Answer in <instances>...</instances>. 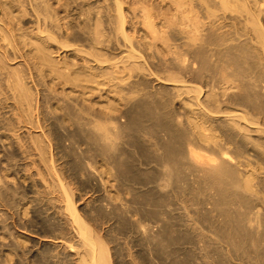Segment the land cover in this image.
I'll list each match as a JSON object with an SVG mask.
<instances>
[{
  "label": "bare ground",
  "instance_id": "1",
  "mask_svg": "<svg viewBox=\"0 0 264 264\" xmlns=\"http://www.w3.org/2000/svg\"><path fill=\"white\" fill-rule=\"evenodd\" d=\"M101 1L0 0V264H264V0Z\"/></svg>",
  "mask_w": 264,
  "mask_h": 264
},
{
  "label": "rangeland",
  "instance_id": "2",
  "mask_svg": "<svg viewBox=\"0 0 264 264\" xmlns=\"http://www.w3.org/2000/svg\"><path fill=\"white\" fill-rule=\"evenodd\" d=\"M92 1V0H91ZM94 2V4H100V3H102L103 1H101V0H93ZM97 1H99V2H97ZM28 17V16H27ZM29 18V17H28ZM30 18H32L30 21H31V23L33 24H31L30 22L28 23V24H26V26L24 25V28H27L28 29V27H30V25L31 26H36V24H35V21H34V16H31ZM29 18V19H30ZM34 21V22H33ZM12 51V50H11ZM19 56H17L16 57V55H11V59H13V58H15V60H12V64L14 65L15 64V66L17 65V62H18V64H19V61L20 62H22V59L19 57ZM15 61V62H14ZM20 66V65H19ZM154 83L155 84H159V83H157V82H160V81H158L156 78H154ZM30 85V84H29ZM100 87V89H102V88H104V86H99ZM102 91V90H101ZM103 92V91H102ZM101 93V92H100ZM98 95V96H97ZM113 95V94H112ZM96 97H95V100H97L96 98H99V94H96L95 95ZM112 98V97H111ZM99 100V99H98ZM9 102V101H8ZM11 102V101H10ZM8 110V109H7ZM7 115V114H6ZM1 125V124H0ZM1 133H2V131H1ZM0 133V134H1ZM1 140H6V139H1ZM7 142H8V140H6ZM6 141H3L4 142V146L2 145V141H0V143H1V145L3 146L1 149H0V166H1V168H0V170H1V173H3V174H7V173H9V174H11L9 177L11 178V176H12V180L13 181H11V179L7 176L6 178L8 179L7 180V182H8V184L10 185V187L12 188V186H13V184H12V182L15 184L14 186L16 187V188H14V189H17V187L19 188V187H21V189L22 188H27L30 192L28 193V195L30 196V198H33L38 192H36V191H38V190H43L42 189V184H38V185H34V181L36 180V181H38L37 180V178L34 176L33 178L34 179H31V180H33V185L31 184V180H30V178H32V177H29L30 176V173H25V171L24 172H22L23 170L21 169V170H19V172L17 171L18 169H20V168H22V161H21V164L19 163L18 164V161H16L17 160V158L14 160V161H12V160H10V159H8L7 157H6V155H5V147L6 146H8L7 144H6ZM1 145H0V147H1ZM17 148V145L15 144L14 145V147L13 148ZM15 148V149H16ZM3 149V150H2ZM1 150H2V152H1ZM4 154V155H3ZM5 156V157H4ZM33 157V156H32ZM3 160H2V159ZM6 158V159H5ZM20 158V157H19ZM34 158V157H33ZM33 158H31V159H33ZM6 160H7V162H9V165H10V167L9 168H11L10 169V171L11 172H13V170H14V172H15V175H16V171L18 172L17 173V175H19L18 176V178H17V175H16V177L14 176V174L13 173H11V172H7V168H8V163H6ZM10 160V161H9ZM11 161H12V163H11ZM2 162L3 163H5V164H3V165H1L2 164ZM17 164H16V163ZM13 165V166H12ZM14 165H15V169H14ZM20 165V166H19ZM5 168H4V167ZM13 167V168H12ZM20 167V168H19ZM4 169H6L5 171H4ZM20 172H22V173H20ZM13 174V175H12ZM24 174H26L25 176H24ZM24 176V177H23ZM16 179H15V178ZM20 177V178H19ZM26 177V178H25ZM23 178H25V179H23ZM10 179V180H9ZM26 179H28V180H26ZM30 180V181H29ZM26 181V182H25ZM10 182V183H9ZM17 182H18V184H17ZM19 182L21 183V186H19L20 184H19ZM23 182V183H22ZM24 182H25V185H26V187H24L25 185H23L24 184ZM30 183V184H29ZM12 185V186H11ZM23 185V186H22ZM30 186V187H29ZM38 186V187H37ZM32 187V188H31ZM39 188V189H38ZM21 189H18V191L19 190H21ZM31 189V190H30ZM34 190V191H33ZM36 190V191H35ZM80 193H82V192H80ZM101 193V194H100ZM103 193V194H102ZM38 195V194H37ZM36 195V196H37ZM83 195V194H82ZM81 195V196H82ZM89 195V196H88ZM90 193H87L86 195H84V196H82V197H84V198H82V200L81 201H79L80 202V204L82 205V206H84V207H86V204L87 203H89V205L91 204V203H93V200H94V198L95 197H97V195H104L103 196V198L105 197V193H104V191L102 190L101 192H99V193H97V194H95V196L94 195H91ZM86 196V197H85ZM94 197V198H93ZM35 198V197H34ZM107 198V197H106ZM86 199H87V202H86ZM90 199H91V201H90ZM83 201V203H81ZM89 201V202H88ZM117 202H118V200H117ZM121 201H119L118 203H116V202H114L115 204H114V206L116 207L117 206V208H119V207H121L120 205L123 203V202H125V200L123 201V202H121ZM86 203V204H85ZM102 203H103V206H104V203H106V200H102ZM97 204H99V202L97 203ZM118 204V205H117ZM20 205V207L22 206V204H19ZM88 205V204H87ZM89 205H88V207H89ZM87 207V208H88ZM171 207V208H170ZM176 207H179L178 205L176 206ZM104 208H106L105 206H104ZM109 208V207H108ZM174 207L173 206H169V210L170 209H173ZM108 210V209H107ZM166 210H168V207H166ZM168 210V211H169ZM179 211V212H178ZM174 212V215L175 216H178V215H181V216H183V214L182 213H184V211L182 210V209H177V211H173L172 210V213ZM177 212V213H176ZM176 213V214H175ZM56 215V214H55ZM55 215H54V217H55ZM58 215V214H57ZM57 215H56V217H57ZM163 216H164V214H162ZM163 216H159L160 217V219H158V221L157 220H150V221H152V222H150V224H152L151 226L155 229V228H157V226H159V225H161L162 224V221H161V219L163 218ZM107 218V217H106ZM106 218H102V220H104V219H106ZM108 219V218H107ZM106 219V221H103L102 222V220H100V222H99V226H98V230H99V233L102 235H105V237L107 238V236H108V233H113L112 235H113V237L114 238H117L118 236H120V237H118V238H120L119 240H116V243H115V239H114V241H112V243H109V241H107L106 240V243L108 242L109 243V245H107V246H109L110 247V252H111V255H112V260L114 261V264H116V262L118 263L120 260H123L122 258V256H124L125 254V256L127 257V258H125V256H124V261H125V264H131L132 262H134V261H137V259H136V256L137 255H135V256H133L134 254H137V251L139 250V247L138 246H136V245H134L130 240V242L128 241V239H130L131 238V234H125L124 236H122L121 234H116V233H114L112 230L114 229V228H116L117 227V224L113 221V220H111V219H108L107 220ZM164 219V218H163ZM184 219H186V217L184 216ZM165 220V219H164ZM108 221V222H107ZM113 221V222H112ZM156 221V222H155ZM160 221H161V223H160ZM106 222V223H105ZM180 222H182V221H180ZM109 223V224H108ZM113 223V224H112ZM188 223H190V222H188ZM101 224V225H100ZM105 224V225H104ZM108 224V225H107ZM154 224V225H153ZM100 226H102V229L103 230H101V227ZM103 226H104V228H103ZM109 226H111V227H109ZM115 226V227H114ZM155 226V227H154ZM109 231H108V230ZM112 229V230H111ZM105 230V231H104ZM107 230V231H106ZM104 231V232H103ZM36 233H35V242L37 243H35L36 245H35V248H36V252H40L41 251V249H42V247L44 246V245H48L49 247H51L52 249H57V247H55L56 245L54 244V242L52 243V241L53 240H51V239H53V237H48V235L46 236V235H44V234H40V233H38L37 231H35ZM40 234V235H39ZM114 234H115V236H114ZM107 235V236H106ZM118 235V236H117ZM127 235V236H126ZM42 236V237H41ZM117 236V237H116ZM128 236H130V237H128ZM104 237V236H103ZM104 237V240L106 239ZM123 237V238H122ZM39 238V239H38ZM44 239V241H45V243H43L44 241H42L43 239ZM50 239V240H47V239ZM46 239V240H45ZM125 239V240H124ZM127 239V240H126ZM37 240V241H36ZM120 240H122L123 242H121ZM42 241V242H41ZM117 241H119L118 243H117ZM126 241V242H125ZM51 242V243H50ZM124 243V244H121V243ZM42 243V244H41ZM107 243V244H108ZM115 244V246H113L114 244ZM131 243V244H130ZM50 244H52V245H50ZM110 244H112V246H110ZM121 244V245H120ZM127 244L129 245V247L127 246ZM41 245V246H40ZM53 245H55V246H53ZM125 247H124V246ZM38 246V247H37ZM118 246V247H117ZM121 246V250H118V248ZM132 246H135L134 248H132ZM41 249H40V248ZM126 247H128V248H126ZM122 248H124V249H122ZM130 248H131V250H130ZM189 248H190V250H189ZM120 249V248H119ZM128 249L129 251H126V250ZM134 249V250H133ZM138 249V250H137ZM186 249H188V251H192V249H194L195 251H197L198 249L197 248H194V247H187ZM197 249V250H196ZM39 250V251H38ZM113 250V251H112ZM115 250V251H114ZM125 250V251H124ZM133 250V251H132ZM63 252H64V255H66V258H69L68 259V261L70 260L71 261V263L70 264H72L73 263V260L74 261H76L77 259H78V254H77V251H75V252H73L72 253V251H69V250H67V249H63L62 250ZM66 251V252H65ZM119 251H121L122 253H119L120 255L121 254H123V251H124V254L121 256V257H117V256H120V255H118L117 254V252H119ZM135 251H136V253H135ZM71 252V253H70ZM127 252H129V254L127 253ZM132 252V253H131ZM133 252H134V254H133ZM197 252H200V251H197ZM68 253V254H67ZM115 253V254H114ZM191 253V252H190ZM71 254H73L72 255V257L70 256ZM75 255V256H74ZM117 255V256H116ZM78 256V257H77ZM113 256H115V258L113 257ZM128 256H129V258H128ZM182 256V255H181ZM200 256H201V254H200ZM131 257H133V258H131ZM117 258V259H116ZM120 260H119V259ZM134 259L133 261L131 260V259ZM126 259L127 260H129V261H127V263H126ZM57 260V262L56 263H60L59 261V257L58 258H55L54 259V261H56ZM199 262H201V260L200 259H197ZM197 260H192L193 262H191V260H190V264H193L194 262H195V264H199V262L197 261ZM129 262V263H128ZM198 262V263H197ZM233 263H235L236 264V262H233ZM237 263H238V261H237ZM73 264H77V261L76 262H74ZM132 264H134V263H132ZM207 264V263H206Z\"/></svg>",
  "mask_w": 264,
  "mask_h": 264
}]
</instances>
